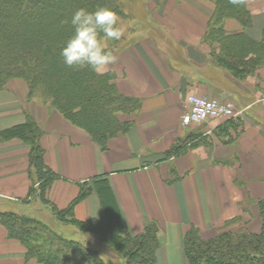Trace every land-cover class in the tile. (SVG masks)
<instances>
[{"label":"crops","instance_id":"0c3cea01","mask_svg":"<svg viewBox=\"0 0 264 264\" xmlns=\"http://www.w3.org/2000/svg\"><path fill=\"white\" fill-rule=\"evenodd\" d=\"M245 5L251 23L244 32L264 40V0H245ZM146 6L151 24L146 30L133 24L135 38L114 49L118 59L105 71L113 73L120 94L140 101L137 111L120 114L131 121L125 133L102 149L56 109L29 99L27 85L17 79L0 89V131L28 117L40 126L44 161L59 175L46 192L51 206L67 207L81 183L105 175L132 235L157 223L156 264H187L183 236L191 226L203 238L239 217L252 231L260 228L252 201L264 197V67L238 79L213 60L218 44L205 40L215 9L210 0H149ZM223 26L228 33L243 29L232 18ZM188 94L231 100L239 114L182 127ZM180 140L186 141L181 152L168 155ZM29 151L18 138L0 142V210L43 221L39 199L29 196L34 179ZM100 212L95 192L73 209L82 221L99 218ZM0 264H39L26 261V248L1 223Z\"/></svg>","mask_w":264,"mask_h":264},{"label":"trees","instance_id":"16d2710c","mask_svg":"<svg viewBox=\"0 0 264 264\" xmlns=\"http://www.w3.org/2000/svg\"><path fill=\"white\" fill-rule=\"evenodd\" d=\"M215 9L208 23L205 40L218 44L213 60L227 68L236 78L243 79L258 67H264V40L250 39L244 29L250 25L245 0H210ZM106 6L125 16L118 0H0V89L12 79L25 81L28 98H43L71 124L84 129L102 149L110 139L125 133L131 121H122L120 114L138 110V98L117 91L114 75H98L90 67L67 66L60 55L66 39L73 34L72 14L79 8L89 11ZM232 18L242 30L228 33L223 23ZM67 20L68 23L62 24ZM107 49L114 52L113 48ZM43 132L28 117L25 122L0 131V142L18 138L29 145V162L34 179L29 196L50 205L46 192L59 178L44 161L40 144ZM185 140L174 144L168 155L181 152ZM92 192L100 200V217L78 220L73 215L76 203ZM260 219L258 231H252L241 217L226 222L210 238H203L197 227H189L183 236L187 264H264V197L254 202ZM61 222L76 226L97 241L125 264H156L160 247L158 225L148 223L144 230L132 235L120 212L107 176H95L80 184V192L67 207L50 205ZM0 223L10 238L26 248V261L39 264H108L97 248L73 240L49 229L33 215L16 210H0ZM236 223L240 227L233 228Z\"/></svg>","mask_w":264,"mask_h":264},{"label":"clouds","instance_id":"9594fccd","mask_svg":"<svg viewBox=\"0 0 264 264\" xmlns=\"http://www.w3.org/2000/svg\"><path fill=\"white\" fill-rule=\"evenodd\" d=\"M70 24L74 32L66 39L60 52L64 63L69 67H90L96 74L103 75L107 67L118 59L107 49L105 39L118 41L122 38L124 30L120 26V17L106 6H98L93 11L79 8L72 14Z\"/></svg>","mask_w":264,"mask_h":264},{"label":"rangeland","instance_id":"374dc122","mask_svg":"<svg viewBox=\"0 0 264 264\" xmlns=\"http://www.w3.org/2000/svg\"><path fill=\"white\" fill-rule=\"evenodd\" d=\"M118 1L121 3L122 10H123L124 15H125V16L120 17V26L124 30V35L118 41L105 39L106 46L113 48V51L115 48L122 47L123 45L132 41L135 38V31H133V24H135L136 22L142 23L143 24L142 30H146L147 24H151V15L149 14L148 8L146 6V1H149V0H118ZM12 80H14V79H12ZM17 80H21V79H17ZM21 81L24 85H26L25 81H23V80H21ZM16 82L17 81L12 82L10 80L6 84L5 87L10 86ZM15 88L19 89L18 87H15ZM33 98L39 102H42L44 105L49 106V104L47 102H45L43 100V98H40L39 96H35ZM39 201H38V206H39L40 210L43 212V216H44L43 221L47 224L49 229H51L52 231H54L56 233H59V234L65 236V237H68L70 239L79 240V241L85 243L86 245H89L93 248H97L99 250L102 258L108 264H125V261L121 257L116 256L112 250H109L104 245L100 244L97 241L95 235H93V236L90 235V237H89L85 233L79 231V229L76 226L61 222L55 216L52 217V215L50 213L51 210H49V209L46 210L44 205L42 204V202L41 201L39 202ZM255 201H252V203H254ZM31 209L38 210L35 206L31 207ZM5 210H9V208H7ZM240 225H242V224L236 223L235 225H233V228L240 227Z\"/></svg>","mask_w":264,"mask_h":264},{"label":"built area","instance_id":"2783aa9c","mask_svg":"<svg viewBox=\"0 0 264 264\" xmlns=\"http://www.w3.org/2000/svg\"><path fill=\"white\" fill-rule=\"evenodd\" d=\"M185 106V111L180 116L182 127L200 124L210 118H235L239 114V110L231 100L223 101L196 94L187 95Z\"/></svg>","mask_w":264,"mask_h":264}]
</instances>
